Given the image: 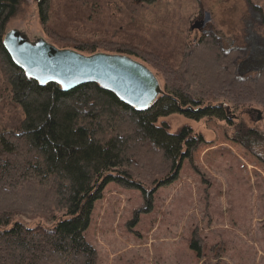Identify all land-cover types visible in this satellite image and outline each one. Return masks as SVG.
I'll use <instances>...</instances> for the list:
<instances>
[{
    "label": "rangeland",
    "instance_id": "374dc122",
    "mask_svg": "<svg viewBox=\"0 0 264 264\" xmlns=\"http://www.w3.org/2000/svg\"><path fill=\"white\" fill-rule=\"evenodd\" d=\"M39 2L22 0L6 33L18 30L32 42L45 39L85 55L89 50L117 54L116 46L122 45L140 54L127 55L149 67L163 91L168 68L200 64L207 56L204 48L198 51L200 42L213 38L224 55L237 51L240 57L253 54L255 59L257 41L264 42V0H51L46 25ZM206 12L211 21L192 31ZM259 47L264 52V44ZM248 72L239 70L238 75L257 79L258 73ZM8 89L0 65V132L23 118ZM259 111L264 114L258 104L232 108L233 124L178 113L161 118L171 132L188 126L204 142L191 161L183 162L179 179L156 192L153 211L141 213L134 229L128 224L144 205L141 191L115 182L107 185L85 234L97 250L98 264H264V145L249 150L234 140L240 123L264 137V115L259 118ZM140 155L145 164L152 158ZM156 167L147 175L142 166L136 175L150 184L168 171L165 165ZM19 220L32 227L36 222ZM195 234L202 242L200 258L191 249Z\"/></svg>",
    "mask_w": 264,
    "mask_h": 264
},
{
    "label": "trees",
    "instance_id": "16d2710c",
    "mask_svg": "<svg viewBox=\"0 0 264 264\" xmlns=\"http://www.w3.org/2000/svg\"><path fill=\"white\" fill-rule=\"evenodd\" d=\"M50 1L39 2L44 25ZM21 2L0 0V65L12 100L23 112L16 126L0 132V264H98L97 250L85 234L107 185L115 182L141 191L144 205L128 224L134 229L141 213L153 211L156 192L179 179L183 162L191 161L204 142L192 128L173 133L160 119L178 113L233 124L228 109L264 107V52L259 47L264 42L254 41L256 59L253 54L240 57L237 51L224 55L213 38L200 42L198 51H207L201 56L205 61L168 68L164 94L150 108L138 110L97 83L65 91L56 82L41 85L27 76L4 45L7 23ZM116 47L117 54L140 55ZM95 53L89 50L88 55ZM239 70L258 73L257 79L241 77ZM234 140L249 150L264 145L263 135L243 123ZM141 153L152 158L145 164ZM161 165L168 171L150 184L136 175L142 166L152 175ZM20 218L36 222L32 227ZM191 249L201 257L196 234Z\"/></svg>",
    "mask_w": 264,
    "mask_h": 264
},
{
    "label": "water",
    "instance_id": "95a60500",
    "mask_svg": "<svg viewBox=\"0 0 264 264\" xmlns=\"http://www.w3.org/2000/svg\"><path fill=\"white\" fill-rule=\"evenodd\" d=\"M210 21L211 15L206 12L191 30H202ZM4 45L14 63L41 85L56 82L69 91L97 83L138 110L150 108L164 94L154 72L128 55L103 52L85 55L77 50L60 49L45 39L32 42L18 30L6 33Z\"/></svg>",
    "mask_w": 264,
    "mask_h": 264
},
{
    "label": "flooded vegetation",
    "instance_id": "af4514ba",
    "mask_svg": "<svg viewBox=\"0 0 264 264\" xmlns=\"http://www.w3.org/2000/svg\"><path fill=\"white\" fill-rule=\"evenodd\" d=\"M204 15V14H203ZM210 25V24H209ZM209 25H208V27H209Z\"/></svg>",
    "mask_w": 264,
    "mask_h": 264
}]
</instances>
